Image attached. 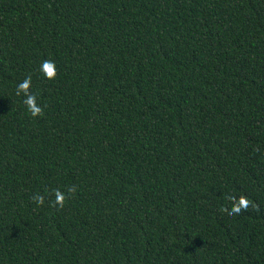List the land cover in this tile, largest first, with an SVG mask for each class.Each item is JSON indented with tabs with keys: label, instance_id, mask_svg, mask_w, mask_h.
<instances>
[{
	"label": "trees",
	"instance_id": "16d2710c",
	"mask_svg": "<svg viewBox=\"0 0 264 264\" xmlns=\"http://www.w3.org/2000/svg\"><path fill=\"white\" fill-rule=\"evenodd\" d=\"M0 264H264V0H0Z\"/></svg>",
	"mask_w": 264,
	"mask_h": 264
},
{
	"label": "clouds",
	"instance_id": "9594fccd",
	"mask_svg": "<svg viewBox=\"0 0 264 264\" xmlns=\"http://www.w3.org/2000/svg\"><path fill=\"white\" fill-rule=\"evenodd\" d=\"M22 88H27V84L22 85ZM27 103L29 105H31L33 103V98H29V100L27 101ZM33 114H35V112ZM62 198H63L62 196H59L58 195V199H62ZM38 202H41L42 203V199L38 200ZM233 211H237L238 212L239 209L238 208H235V209H233Z\"/></svg>",
	"mask_w": 264,
	"mask_h": 264
}]
</instances>
